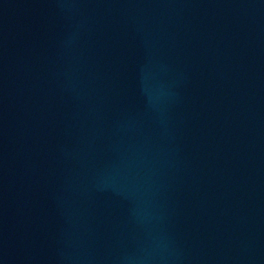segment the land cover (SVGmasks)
Segmentation results:
<instances>
[{
    "label": "water",
    "instance_id": "1",
    "mask_svg": "<svg viewBox=\"0 0 264 264\" xmlns=\"http://www.w3.org/2000/svg\"><path fill=\"white\" fill-rule=\"evenodd\" d=\"M0 264H264V0H0Z\"/></svg>",
    "mask_w": 264,
    "mask_h": 264
}]
</instances>
